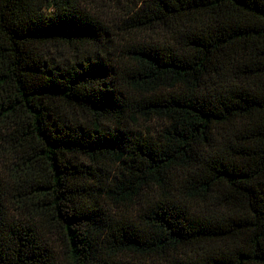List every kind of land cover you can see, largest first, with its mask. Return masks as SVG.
Instances as JSON below:
<instances>
[{
  "label": "trees",
  "instance_id": "trees-1",
  "mask_svg": "<svg viewBox=\"0 0 264 264\" xmlns=\"http://www.w3.org/2000/svg\"><path fill=\"white\" fill-rule=\"evenodd\" d=\"M0 264H264V0H0Z\"/></svg>",
  "mask_w": 264,
  "mask_h": 264
},
{
  "label": "rangeland",
  "instance_id": "rangeland-1",
  "mask_svg": "<svg viewBox=\"0 0 264 264\" xmlns=\"http://www.w3.org/2000/svg\"><path fill=\"white\" fill-rule=\"evenodd\" d=\"M103 12V18L108 21L110 23V25L116 24V25H120V16L116 15V12L109 10V9H105L104 7L102 8Z\"/></svg>",
  "mask_w": 264,
  "mask_h": 264
}]
</instances>
